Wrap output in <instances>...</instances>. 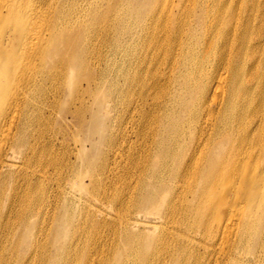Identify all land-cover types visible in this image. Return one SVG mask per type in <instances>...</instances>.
I'll return each mask as SVG.
<instances>
[{
  "label": "bare ground",
  "instance_id": "6f19581e",
  "mask_svg": "<svg viewBox=\"0 0 264 264\" xmlns=\"http://www.w3.org/2000/svg\"><path fill=\"white\" fill-rule=\"evenodd\" d=\"M0 264H264V0H0Z\"/></svg>",
  "mask_w": 264,
  "mask_h": 264
},
{
  "label": "rangeland",
  "instance_id": "374dc122",
  "mask_svg": "<svg viewBox=\"0 0 264 264\" xmlns=\"http://www.w3.org/2000/svg\"><path fill=\"white\" fill-rule=\"evenodd\" d=\"M130 126H128V130H130V128H129ZM130 134V135H129ZM128 134V136H129V142L130 143H136V141L135 140H137L136 139V137H135V135H133L132 133H129ZM133 135V136H132ZM132 137V138H131ZM131 138V139H130ZM132 141V142H131ZM128 144V143H127ZM70 146L71 147H73L74 145L70 142ZM125 151V148L122 150V154H117L116 153V155L115 154H108L109 155V157H108V155H107V159L105 160L106 162H107V164H108V166L110 167V168H115V170H114V172H120L119 174H121L122 173V169H123V167L125 166V163H126V156H127V154H123V152ZM96 155H98V156H96ZM100 154H96V152H93L92 154H91V156H92V158L94 159V161H95V163L97 164V165H99L101 162H100V156H99ZM124 155V156H123ZM117 156V157H116ZM121 156H123V157H121ZM98 157V158H97ZM113 157V158H112ZM117 159H116V158ZM97 158V159H96ZM122 158V159H121ZM109 159V160H108ZM120 159V160H119ZM98 160V161H97ZM118 161V162H116V161ZM113 161V162H112ZM110 162V163H109ZM120 162V163H119ZM125 162V163H124ZM113 165V166H112ZM116 165H118V166H116ZM120 170V171H119ZM118 173H115V175H119ZM111 178H112V176H110ZM103 201H99L98 199L97 200H95L94 202H93V204L95 205V207L96 208H101V209H103V207H105V204H104V202L102 203ZM99 205V206H98ZM104 205V206H103ZM107 211V213L108 212H110L109 211V209H106ZM100 216V218H102L103 216H101V215H99ZM104 217L106 218V219H109V216L108 215H104Z\"/></svg>",
  "mask_w": 264,
  "mask_h": 264
}]
</instances>
